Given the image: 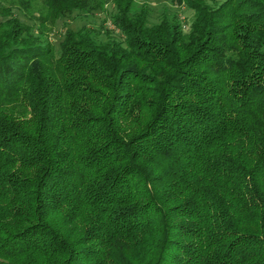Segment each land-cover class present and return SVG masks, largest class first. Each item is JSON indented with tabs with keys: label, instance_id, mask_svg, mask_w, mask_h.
<instances>
[{
	"label": "trees",
	"instance_id": "trees-1",
	"mask_svg": "<svg viewBox=\"0 0 264 264\" xmlns=\"http://www.w3.org/2000/svg\"><path fill=\"white\" fill-rule=\"evenodd\" d=\"M89 1L0 0V264H264V0Z\"/></svg>",
	"mask_w": 264,
	"mask_h": 264
},
{
	"label": "rangeland",
	"instance_id": "rangeland-1",
	"mask_svg": "<svg viewBox=\"0 0 264 264\" xmlns=\"http://www.w3.org/2000/svg\"><path fill=\"white\" fill-rule=\"evenodd\" d=\"M42 0H10L12 15L22 23L33 26L35 31L38 28L32 18L35 14L42 13L44 6ZM220 2L222 0H216ZM137 9L145 7L149 12L151 23L160 21L163 17L176 16L188 28L193 18V10L185 4H179L177 0H134ZM115 12L113 0H90L88 7L83 10H76L68 17L58 18L54 23H47V39L59 48V43L64 35L65 28L77 30L83 26L92 28L98 32L101 39L107 38L109 34L118 35L119 30L115 27L112 14ZM0 17V21L3 20Z\"/></svg>",
	"mask_w": 264,
	"mask_h": 264
}]
</instances>
